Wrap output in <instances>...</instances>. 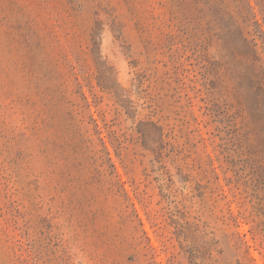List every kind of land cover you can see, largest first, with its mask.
<instances>
[{
    "label": "rangeland",
    "instance_id": "1",
    "mask_svg": "<svg viewBox=\"0 0 264 264\" xmlns=\"http://www.w3.org/2000/svg\"><path fill=\"white\" fill-rule=\"evenodd\" d=\"M264 0H0V264H264Z\"/></svg>",
    "mask_w": 264,
    "mask_h": 264
},
{
    "label": "trees",
    "instance_id": "2",
    "mask_svg": "<svg viewBox=\"0 0 264 264\" xmlns=\"http://www.w3.org/2000/svg\"><path fill=\"white\" fill-rule=\"evenodd\" d=\"M263 92H264V90H263Z\"/></svg>",
    "mask_w": 264,
    "mask_h": 264
}]
</instances>
